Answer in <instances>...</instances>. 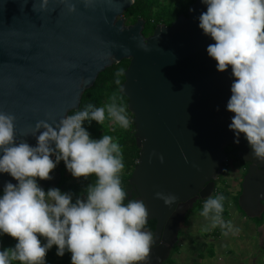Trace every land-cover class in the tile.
Returning <instances> with one entry per match:
<instances>
[{
	"label": "water",
	"instance_id": "1",
	"mask_svg": "<svg viewBox=\"0 0 264 264\" xmlns=\"http://www.w3.org/2000/svg\"><path fill=\"white\" fill-rule=\"evenodd\" d=\"M41 2L0 0V112L16 117L17 144L36 147L37 139L29 134L38 121L55 127L79 110L84 92L101 72L130 60L120 93L129 99L140 155L129 184L138 200L145 201L147 222H156L153 232L144 228L155 243L142 264H165L179 244L187 212L199 196L205 199L213 191L228 145L238 148L244 161L263 168L244 135L237 143L229 128L234 113L227 104L235 77L230 66L219 72L208 55L207 47L215 41L199 27L207 6L196 0L187 16L180 15L170 26L158 25L146 37L144 19L127 24L123 16L135 0H92L89 7L84 0H71L75 13L60 0H49L47 11H33V3L39 7ZM143 43L148 51L140 47ZM253 169L239 199L250 218L255 216L244 196L253 188ZM61 178L60 173L51 174L40 185L56 188ZM9 182L18 185L10 174L0 173V191ZM156 192L178 199L168 207L155 199ZM262 200L254 196L252 203L260 207Z\"/></svg>",
	"mask_w": 264,
	"mask_h": 264
},
{
	"label": "clouds",
	"instance_id": "2",
	"mask_svg": "<svg viewBox=\"0 0 264 264\" xmlns=\"http://www.w3.org/2000/svg\"><path fill=\"white\" fill-rule=\"evenodd\" d=\"M68 12L77 8L71 0H60ZM89 7L92 0H84ZM207 11L199 17V27L215 43L207 47L208 55L217 62V70L229 66L235 77L227 110L234 113L230 130L239 143L246 138L254 159L264 162V0H202ZM49 0H42L33 11H47ZM148 51V44L140 45ZM129 49L125 48L127 53ZM119 75V74H118ZM116 84H120L117 79ZM117 97L105 107L92 104L60 119L53 127L45 120L36 123L29 135L38 146L16 143V117L0 112V173L10 174L18 185L7 183L0 197V234L17 241L14 248L0 251V264H45L49 249L57 247V255L71 253L72 264H142L147 261L155 243L151 232L145 231L149 211L144 200H129L120 175L124 169L123 153L113 137L103 135L94 140L83 127L85 121L129 129L132 121ZM107 113V116H106ZM48 119H51L49 116ZM43 130V131H41ZM37 133H40L37 136ZM55 147H52V144ZM55 155V162L51 157ZM163 163V157H160ZM63 161L76 179L96 177L73 203L71 193L59 188L45 192L38 180L51 179V173ZM155 199L168 207L177 201L171 193L156 192ZM225 197H208L201 215L236 233L232 223L225 222ZM207 230V229H205ZM40 237L46 240L41 243Z\"/></svg>",
	"mask_w": 264,
	"mask_h": 264
},
{
	"label": "trees",
	"instance_id": "3",
	"mask_svg": "<svg viewBox=\"0 0 264 264\" xmlns=\"http://www.w3.org/2000/svg\"><path fill=\"white\" fill-rule=\"evenodd\" d=\"M196 0H135L134 4L125 11L124 17L127 24H134L138 19L145 20L144 35L146 37L153 34L155 28L164 24L170 26L180 15H188V10ZM130 60L124 59L120 63L114 64L101 72L95 84L83 94L80 108L77 111L86 110L89 104L95 107H105L111 102L113 96L117 97V103L126 107L127 115L132 121L129 129L125 130L118 125H112L109 120H105L103 125L97 124L95 121H85L83 127L89 132L90 137L94 140L102 138L103 135H110L113 137V142H118L123 153L124 169L120 175L122 187L126 193L131 189L129 179L132 176L134 168L140 155V148L136 141V127L134 123V115L130 112L128 107L129 99L120 93V87L125 81L124 72L128 69ZM119 74V75H118ZM120 80V84H116V80ZM77 111L73 110L69 115L75 114ZM107 116V113H106ZM55 162V160H54ZM61 173V181L56 188H59L62 193H71L73 196V203L78 197L85 193V189L89 184L96 182L95 176H90L87 179H76L71 174L68 175V170L63 161H61L53 172ZM74 178L72 181L71 179ZM40 185V180L37 181ZM134 186V185H133ZM42 188V187H41ZM45 192L53 188H42ZM4 190L0 191L2 197ZM133 200V199H132ZM126 197L125 204L128 202ZM155 221L147 223L153 230L155 229ZM41 243L46 244V240L40 237ZM17 241L6 234H0V251L14 248ZM180 243V242H179ZM12 264H21L20 261H13ZM45 264H72L71 253L65 251L61 257L57 255V247L53 246L48 250L45 257ZM171 264H174L171 261Z\"/></svg>",
	"mask_w": 264,
	"mask_h": 264
},
{
	"label": "flooded vegetation",
	"instance_id": "4",
	"mask_svg": "<svg viewBox=\"0 0 264 264\" xmlns=\"http://www.w3.org/2000/svg\"><path fill=\"white\" fill-rule=\"evenodd\" d=\"M226 159L223 164V172L219 174L216 179L213 181L214 188L213 191L209 193V196H217L223 195L225 197L224 200V212L222 213V217L225 222H229L228 219L229 213L236 214L235 218L237 221V225L239 226V230L241 231V237L245 238V242L249 246L251 239L254 237L258 240L257 248L254 251V255L258 256L264 252V200L261 201L262 205L260 207H256L253 205V197H258V199H264V162H262L263 168L260 165L253 164L252 162L244 161L240 157V150L233 145H228L225 148ZM255 167L252 171V176H255L253 181V188L250 189L246 195L244 196V203L246 207L251 208L252 214H254V218H250L247 216L246 212L242 208L239 203V199L244 191V180L245 177L251 171V168ZM58 172H52L51 174H57ZM61 174V173H60ZM138 193L135 186L131 185V189L127 192L128 200H138ZM202 199L200 196L197 201L194 203L193 209H190L187 212V215L183 221L191 222L196 221L197 225L210 227V232L207 236L201 237L202 241L215 243L216 245H220L218 238L215 235L219 234L220 227L217 226L215 228L211 227V221L206 219L201 215L203 205L205 200L208 198ZM148 223V222H147ZM146 223L145 228L151 230L152 232L155 229H151ZM181 224V226L183 225ZM191 227V231L194 229ZM182 229H187V226L181 227ZM212 229V230H211ZM190 230V229H189ZM223 230V229H222ZM181 231V230H180ZM195 232V230H194ZM180 234V233H179ZM200 238V239H201ZM204 238V239H203ZM180 242V241H179ZM180 244V243H179ZM178 245H176L172 252L171 256L165 264H171L173 259H178V255L181 256L180 252L175 253V249ZM181 246V245H180ZM246 250L248 247H243ZM249 254V253H248ZM187 255L184 253V258ZM251 256H248L250 259ZM236 260V259H235ZM237 264V263H235ZM241 264V263H238Z\"/></svg>",
	"mask_w": 264,
	"mask_h": 264
},
{
	"label": "rangeland",
	"instance_id": "5",
	"mask_svg": "<svg viewBox=\"0 0 264 264\" xmlns=\"http://www.w3.org/2000/svg\"><path fill=\"white\" fill-rule=\"evenodd\" d=\"M69 174L71 173L68 172ZM71 180L73 181L74 178ZM235 216L236 214L229 213L227 217L230 219L233 227L238 229L239 226L237 225ZM183 226H187L188 228H181L179 234L180 244L175 249V253L180 252L182 254L181 256L178 255V259L172 260L174 264H264V252L258 256L254 255L258 240L253 237L250 241L251 246H249L245 242V238H242L244 236L241 237L240 230L235 234L229 232L228 235H224L225 230L220 229L219 234L215 235L220 245H216L215 243L202 241L201 237L211 233L210 227H207V225H197L196 221L193 220L187 222V224L184 222L181 227ZM190 226L194 228L192 231ZM245 246L248 247L247 250L243 248ZM184 253L187 255L186 258H184ZM249 255L251 256L250 259H248Z\"/></svg>",
	"mask_w": 264,
	"mask_h": 264
},
{
	"label": "crops",
	"instance_id": "6",
	"mask_svg": "<svg viewBox=\"0 0 264 264\" xmlns=\"http://www.w3.org/2000/svg\"><path fill=\"white\" fill-rule=\"evenodd\" d=\"M238 264V263H237Z\"/></svg>",
	"mask_w": 264,
	"mask_h": 264
}]
</instances>
